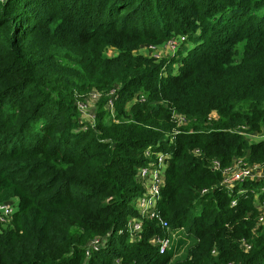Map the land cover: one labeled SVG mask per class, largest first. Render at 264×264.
I'll return each instance as SVG.
<instances>
[{
  "label": "trees",
  "instance_id": "1",
  "mask_svg": "<svg viewBox=\"0 0 264 264\" xmlns=\"http://www.w3.org/2000/svg\"><path fill=\"white\" fill-rule=\"evenodd\" d=\"M177 36L163 60L139 53ZM242 129L264 131V0H0V202L17 200L0 264H264V179L227 189L211 167L264 164ZM145 150L168 154L163 254L156 220L126 230Z\"/></svg>",
  "mask_w": 264,
  "mask_h": 264
},
{
  "label": "built area",
  "instance_id": "2",
  "mask_svg": "<svg viewBox=\"0 0 264 264\" xmlns=\"http://www.w3.org/2000/svg\"><path fill=\"white\" fill-rule=\"evenodd\" d=\"M184 40V36H177L159 45H142L139 48V53L152 56L157 60H160L163 52L166 53V57L173 55L181 47V44L184 42ZM107 54L111 56L114 54V51L108 50ZM93 92L97 93L98 98L100 97V93L95 90H93ZM109 95L110 100L108 101L107 107L112 108L114 90H111ZM85 98L83 101L77 102L80 114H82L81 105L86 104ZM211 116L214 117V113H212ZM93 119L94 116H92V118L86 122L92 124ZM174 120L176 121L177 126H179L183 122V117L179 114H174ZM240 131V133L248 142L264 140V132H248L245 129ZM193 152L194 154L200 153L198 149H194ZM144 156L148 158L149 162L146 165L140 167L136 173V181L142 186L141 194L135 197L133 200V207L137 212V216L127 221L126 230L129 232L130 240H135L139 237L144 220H156L160 227L166 231V234L161 236L153 235L150 239V242L152 245L158 248V252L160 254H163L171 249L172 240L169 225L166 220L161 218L158 211V201L160 198V190L164 183V173L168 163V154L160 152L152 154L149 150H145ZM211 167L213 170L220 171L221 177L219 184L227 189H232L234 186H236V184L242 183L246 180L264 179V164H249L243 158L235 157L228 165L224 167L220 166L219 162L215 160L213 161ZM206 191V189H203V192ZM14 200V203L11 200L0 202V226L5 224L10 225L12 216L17 209V200ZM256 207V224L264 225V197L256 201ZM103 242L104 239L97 237L89 244L88 249L90 247L97 248L102 245ZM240 246L244 250H248L250 247L244 239H241ZM213 252L215 251L213 250Z\"/></svg>",
  "mask_w": 264,
  "mask_h": 264
},
{
  "label": "rangeland",
  "instance_id": "3",
  "mask_svg": "<svg viewBox=\"0 0 264 264\" xmlns=\"http://www.w3.org/2000/svg\"><path fill=\"white\" fill-rule=\"evenodd\" d=\"M193 45L194 44H193V41L192 40H187L184 43V46H183L184 51L183 52L185 53L189 48L193 47ZM165 57H166V53L163 52L162 57H161L160 60L165 59ZM97 98H98V95H97L96 92H93V90L89 91V93L87 94V96L85 98L86 104L85 105H81L82 106V108H81L82 114L81 115H82V119L83 120L89 121L92 118V116H94V112H95V108H96V103H97V101L99 99V98L98 99ZM251 132H254V131H251ZM256 132L261 133V132H264V131H260V132L259 131H256ZM10 200L13 201V203L15 201L14 199H10ZM255 200L256 201L258 200L257 195H255ZM7 225L8 224H5V225L0 226V227L1 228H6ZM170 233H171V236H172V240H171V248H172L173 245L177 242L178 235H177V233H173L171 231H170Z\"/></svg>",
  "mask_w": 264,
  "mask_h": 264
}]
</instances>
